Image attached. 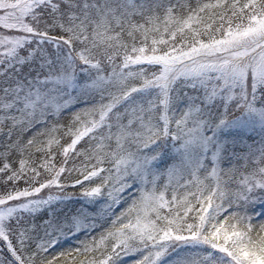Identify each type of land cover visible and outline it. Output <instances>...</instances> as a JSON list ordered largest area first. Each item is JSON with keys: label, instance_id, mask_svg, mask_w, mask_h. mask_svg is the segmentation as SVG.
Wrapping results in <instances>:
<instances>
[{"label": "snow or ice", "instance_id": "6c2138e0", "mask_svg": "<svg viewBox=\"0 0 264 264\" xmlns=\"http://www.w3.org/2000/svg\"><path fill=\"white\" fill-rule=\"evenodd\" d=\"M129 260L264 264V0H0V264Z\"/></svg>", "mask_w": 264, "mask_h": 264}, {"label": "trees", "instance_id": "16d2710c", "mask_svg": "<svg viewBox=\"0 0 264 264\" xmlns=\"http://www.w3.org/2000/svg\"><path fill=\"white\" fill-rule=\"evenodd\" d=\"M127 259V258H126ZM128 264H131V261L129 260Z\"/></svg>", "mask_w": 264, "mask_h": 264}]
</instances>
